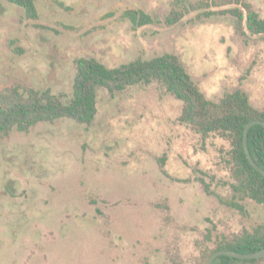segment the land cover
<instances>
[{
    "label": "rangeland",
    "instance_id": "rangeland-1",
    "mask_svg": "<svg viewBox=\"0 0 264 264\" xmlns=\"http://www.w3.org/2000/svg\"><path fill=\"white\" fill-rule=\"evenodd\" d=\"M178 1L36 0L30 21L0 0V94L21 86L68 103L80 58L113 68L173 54L208 100L241 90L264 110V36L230 15L168 26ZM246 1L264 18V0ZM132 9L154 22L134 26L122 18ZM183 106L158 81L99 88L92 124L63 118L0 141V264H206L264 224L263 205L224 203L235 200L230 143L181 123Z\"/></svg>",
    "mask_w": 264,
    "mask_h": 264
},
{
    "label": "trees",
    "instance_id": "trees-1",
    "mask_svg": "<svg viewBox=\"0 0 264 264\" xmlns=\"http://www.w3.org/2000/svg\"><path fill=\"white\" fill-rule=\"evenodd\" d=\"M5 1L22 8L27 20H39L36 0ZM180 3L185 4L184 9H173L165 19L166 25H177L192 15L198 19L230 15L241 23L245 22L251 34L264 36V18L246 0L177 2ZM122 18L139 28L154 22L153 17L142 10H127ZM152 81L163 84L168 93L184 104L181 123L190 126L204 139L217 135L229 141L231 148L228 151L227 164L231 166L232 178L235 180V200L224 203L239 211H244V207L236 200L243 202L248 199L264 206V176L249 162L243 142L248 124L255 120L264 121V110L255 109L250 104L248 95L241 90L227 93L217 102L208 100L182 61L173 54H164L151 60L137 59L113 68L94 58H80L76 61L73 96L68 103L50 90L39 91L21 86L4 89L0 94V141L7 138L14 129L27 133L40 123H53L63 118L90 125L97 114L99 88L115 93ZM248 144L253 159L264 169L263 126L252 127ZM205 186L207 187L206 184ZM223 250L244 254L264 250V224L253 232L245 231L232 242L219 243L209 259L214 253ZM262 260L264 259L239 260L222 256L215 264H257Z\"/></svg>",
    "mask_w": 264,
    "mask_h": 264
},
{
    "label": "water",
    "instance_id": "water-1",
    "mask_svg": "<svg viewBox=\"0 0 264 264\" xmlns=\"http://www.w3.org/2000/svg\"><path fill=\"white\" fill-rule=\"evenodd\" d=\"M256 125H261L264 127V121L255 120V121H252L251 123H249L245 129V132H244L243 142H244V148H245L246 156H247L249 162L254 167V169H256L260 174H262L264 176V169L261 168L253 159L251 152H250V149H249V144H248V138H249L250 130L252 129V127H254ZM222 256H227V257H231V258H235V259H239V260H260V259H264V250H261V251L256 252V253H250V254L238 253V252L231 251V250L218 251L211 256V258L209 259L207 264H215V261L219 257H222Z\"/></svg>",
    "mask_w": 264,
    "mask_h": 264
}]
</instances>
